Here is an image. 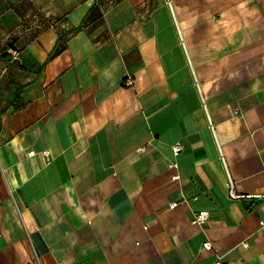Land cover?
I'll return each mask as SVG.
<instances>
[{"label": "crops", "instance_id": "crops-1", "mask_svg": "<svg viewBox=\"0 0 264 264\" xmlns=\"http://www.w3.org/2000/svg\"><path fill=\"white\" fill-rule=\"evenodd\" d=\"M220 155L264 193V0H0V264H264Z\"/></svg>", "mask_w": 264, "mask_h": 264}, {"label": "built area", "instance_id": "built-area-1", "mask_svg": "<svg viewBox=\"0 0 264 264\" xmlns=\"http://www.w3.org/2000/svg\"><path fill=\"white\" fill-rule=\"evenodd\" d=\"M6 53L8 54V56L12 59V60H18L20 57V49L19 48H15L13 46H7L6 48ZM123 83L126 86H130L132 85V77L131 75H126L123 79ZM203 105H204V101L202 99ZM205 106V105H204ZM173 155L177 156L181 150V145L176 143L174 145H172L171 147ZM45 154H47V152H44ZM220 159L221 162L225 168L226 171V176H227V189H228V196L230 199H243V198H254V199H263L264 200V193L263 194H245V193H239L234 186L232 177L228 171L226 162L224 160V157L222 155H220ZM170 167H177V163L175 161H172L169 163ZM177 175H174V178H176ZM175 203H173L174 205ZM259 208L261 209V211L264 213V202H262L259 206ZM208 213L205 211H198L194 214V218L193 221L195 223H204L208 220ZM259 228L264 231V217L262 219H260L259 221ZM244 245H247V243L245 242ZM203 248L210 250L212 249V244L210 241H205L203 243ZM213 264H222L220 259H217L216 261L213 262Z\"/></svg>", "mask_w": 264, "mask_h": 264}, {"label": "rangeland", "instance_id": "rangeland-1", "mask_svg": "<svg viewBox=\"0 0 264 264\" xmlns=\"http://www.w3.org/2000/svg\"><path fill=\"white\" fill-rule=\"evenodd\" d=\"M6 48H7V47L4 48V51H5Z\"/></svg>", "mask_w": 264, "mask_h": 264}]
</instances>
